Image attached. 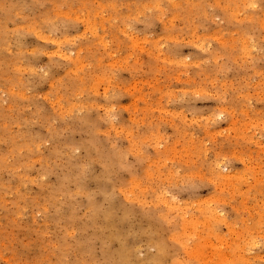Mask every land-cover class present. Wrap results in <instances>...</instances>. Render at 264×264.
Returning a JSON list of instances; mask_svg holds the SVG:
<instances>
[{"label":"rangeland","instance_id":"374dc122","mask_svg":"<svg viewBox=\"0 0 264 264\" xmlns=\"http://www.w3.org/2000/svg\"><path fill=\"white\" fill-rule=\"evenodd\" d=\"M0 264H264V0H0Z\"/></svg>","mask_w":264,"mask_h":264}]
</instances>
